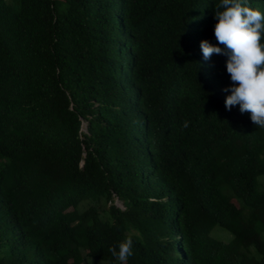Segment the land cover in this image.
I'll return each mask as SVG.
<instances>
[{"label": "trees", "instance_id": "trees-1", "mask_svg": "<svg viewBox=\"0 0 264 264\" xmlns=\"http://www.w3.org/2000/svg\"><path fill=\"white\" fill-rule=\"evenodd\" d=\"M219 2L0 0V264L129 236L127 264H264V128L199 47Z\"/></svg>", "mask_w": 264, "mask_h": 264}, {"label": "clouds", "instance_id": "clouds-1", "mask_svg": "<svg viewBox=\"0 0 264 264\" xmlns=\"http://www.w3.org/2000/svg\"><path fill=\"white\" fill-rule=\"evenodd\" d=\"M213 35L219 45L202 40L199 44L204 60L213 54L227 57L225 68L231 86L222 89L230 93L224 107L230 111L239 105L241 114L250 113L254 126L264 128V14L248 4V0H220L215 5ZM189 121L182 122L181 130L188 128ZM118 247V251H117ZM121 264L133 253V240L129 236L108 249Z\"/></svg>", "mask_w": 264, "mask_h": 264}, {"label": "rangeland", "instance_id": "rangeland-1", "mask_svg": "<svg viewBox=\"0 0 264 264\" xmlns=\"http://www.w3.org/2000/svg\"><path fill=\"white\" fill-rule=\"evenodd\" d=\"M114 203L118 206L119 203L116 202V200H114ZM210 235L212 238L216 239V240H220L223 242H226L229 240L230 235L223 229L215 227L212 229V231L210 232ZM88 260L86 258H84L83 260V264H87Z\"/></svg>", "mask_w": 264, "mask_h": 264}]
</instances>
